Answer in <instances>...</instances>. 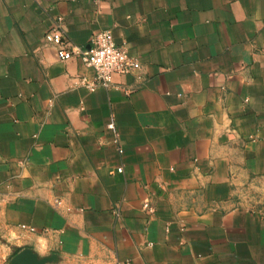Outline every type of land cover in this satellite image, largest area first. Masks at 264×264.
I'll return each instance as SVG.
<instances>
[{
    "label": "crops",
    "instance_id": "1",
    "mask_svg": "<svg viewBox=\"0 0 264 264\" xmlns=\"http://www.w3.org/2000/svg\"><path fill=\"white\" fill-rule=\"evenodd\" d=\"M56 25L80 47L110 30L140 68L91 89ZM0 239L55 264H264V0H0Z\"/></svg>",
    "mask_w": 264,
    "mask_h": 264
},
{
    "label": "built area",
    "instance_id": "2",
    "mask_svg": "<svg viewBox=\"0 0 264 264\" xmlns=\"http://www.w3.org/2000/svg\"><path fill=\"white\" fill-rule=\"evenodd\" d=\"M45 40L55 45L59 59L70 60L78 57L86 66L96 70V76L88 83L91 89L110 87L116 74L134 73L141 65L138 59L130 55L125 45L117 44L110 30L94 33L87 47L69 43L64 38L63 31L59 25L54 26L46 33ZM110 128L115 131L114 135L118 151L122 154L123 146L115 129V124L112 123ZM123 170V166L118 168L119 172H123ZM143 208L150 212L154 211L148 202L143 204ZM23 227L25 228L26 226ZM29 229L35 231L33 227H29Z\"/></svg>",
    "mask_w": 264,
    "mask_h": 264
},
{
    "label": "water",
    "instance_id": "3",
    "mask_svg": "<svg viewBox=\"0 0 264 264\" xmlns=\"http://www.w3.org/2000/svg\"><path fill=\"white\" fill-rule=\"evenodd\" d=\"M60 261L57 253L40 256L32 248L26 247L18 251L10 260L9 264H55Z\"/></svg>",
    "mask_w": 264,
    "mask_h": 264
},
{
    "label": "rangeland",
    "instance_id": "4",
    "mask_svg": "<svg viewBox=\"0 0 264 264\" xmlns=\"http://www.w3.org/2000/svg\"><path fill=\"white\" fill-rule=\"evenodd\" d=\"M12 246L8 243V241L0 239V264H9L12 257L16 254L11 249ZM13 252V253H12ZM60 264H85L82 260L71 258L64 259ZM86 264H94L91 261H87Z\"/></svg>",
    "mask_w": 264,
    "mask_h": 264
}]
</instances>
